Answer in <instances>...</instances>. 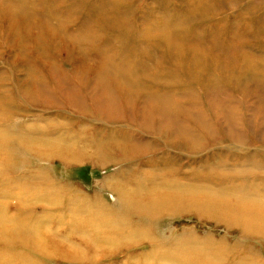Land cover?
Returning a JSON list of instances; mask_svg holds the SVG:
<instances>
[{
    "label": "rangeland",
    "instance_id": "1",
    "mask_svg": "<svg viewBox=\"0 0 264 264\" xmlns=\"http://www.w3.org/2000/svg\"><path fill=\"white\" fill-rule=\"evenodd\" d=\"M12 1L15 0H7L6 2L0 0V99L5 98H2L7 103L5 114L9 116L14 131L19 130L22 133L37 137L39 135L33 132V129L31 131L30 128L26 129L19 126L22 124L31 126L34 124V120H37L39 124L45 121L50 122L49 118H53L55 112H59L73 119L64 123L70 127V132H68L70 134H80V130L84 129L81 122H86V126L93 129L95 134L97 132L98 136H103L101 138L106 137L110 130L116 132V135H113L117 136L116 140L122 136L131 135L128 130H125L124 122L107 123L99 117H97L99 120L87 121L63 108H42L31 105L22 93L27 85H31V82L44 73L42 62L51 63L66 70L71 69L72 62L80 69L87 68V65L83 66L82 62L85 63L82 61L85 59L83 56L95 53V44L84 42L81 50H75L72 54L69 49L71 45L67 49L59 48L61 41L67 40L70 43L71 38H66L67 35H85L95 39L103 37L113 41L114 38L121 36V31L117 29L118 25L110 21L113 18L112 11L113 9L127 10L126 18L135 22L134 24L138 27L134 30V25H124L122 31L128 30V40L141 37L138 40L140 42L138 47L144 49L145 45H149L155 52L150 66L156 63L159 70L157 72L153 69L150 70L151 73L155 72L156 74L149 76L153 90L162 91V89L156 88H162V86L171 90H181L188 85L201 93L208 77L213 81V85L221 86L223 85L221 81L225 83L224 89L216 91L212 88L209 95L210 102L216 107V111L210 113L209 116L213 120V132L217 139H212L209 142L202 141L203 151L193 154L183 147H174L171 151L170 148L166 147L165 138L154 141L157 156H161L162 153H169L174 156L178 163L175 168L178 171L180 183L183 189H188V192L181 195L182 199L191 197L192 189L203 188L204 190L207 189L208 192H218V190H227L225 188L236 186L231 189L235 193L233 198L237 196L236 193L239 196L238 191L245 194L254 188L253 185H248V175L242 177L241 172L249 168L248 162L250 160L256 161L261 158L260 154L264 152V0H119L121 3L117 8L115 6H113L115 8L101 7L103 8L102 11L106 10L103 12L104 16L101 17L110 18V20L100 19L102 21H100V31L90 30L89 26L80 28L83 19L87 16V7H92L97 0H58L62 6L64 5V8H31L30 5H25L28 14L33 13L30 22L27 21L26 25L27 27H35L36 32L26 29L20 30L21 21L18 17L21 15V9L7 5ZM105 1L111 4L116 0ZM18 3H20L19 0ZM72 9H74V13L67 12ZM55 13L60 14L65 21L56 22L49 31L42 19L46 16L51 17ZM165 14H170L172 17L180 16L181 19L180 24L173 25L179 29L176 42L174 41L173 45H171L172 43L168 44L169 42L162 38L159 39L156 34L154 37H149V34L152 33L148 30L151 24L162 19ZM12 17L15 19L13 22H11ZM33 22L38 25L34 26ZM114 22L120 24V22ZM38 28L40 30L37 33ZM51 31L56 32L54 36ZM60 32L62 34L64 32V36L60 35ZM51 40L56 41L54 48L50 46ZM158 42L161 45H158ZM219 47L225 50V59L221 58L224 52L222 53ZM79 54L80 57H77L76 55ZM215 57H217L218 69L212 63V59ZM203 60L205 62L208 60V67L202 68ZM92 65L97 67V62L94 61ZM178 65H182L185 69L180 68L182 71L179 69V74H183V77L175 74ZM222 65H229L234 69L227 74ZM28 66L33 69V73L27 78ZM252 76H256L257 81L253 80ZM187 81L191 82V85ZM246 88L249 89L246 91L249 95L240 98V90L244 93ZM251 90L254 92H250ZM230 95L234 99L229 98ZM182 98H179L180 102H183L186 108L195 106L197 110H200L204 108L203 103L207 97L196 99L192 104ZM231 106L238 109L227 111ZM76 119L80 121L78 125L80 130L78 131H75L72 125ZM4 123L0 127L10 125L6 121ZM134 129L133 138L135 142L141 141V139L147 140L146 133L144 135L139 129ZM60 133L64 132L55 131L47 134V136L53 137L56 134L64 136ZM222 135H225L226 138ZM148 138L150 140L154 137ZM14 151H17L16 147H14ZM108 152L110 151L108 150ZM16 156H21L20 159H14L16 171L22 172L26 168L27 170L42 172L47 177L44 181L42 179L33 181L36 186L43 188V190L53 189L56 191L69 188L72 198L80 199L86 208L91 203L93 205L95 198H98L102 205L111 208L120 206L116 191L111 186L105 185L108 183L105 178L114 172L117 174L121 172L119 178L129 182L139 175L135 170L139 172L148 168L154 169L156 172L164 170L160 164L157 167L134 165L139 162L135 159L130 160L131 163L128 162V164L125 161L119 164L112 163L101 166L93 165L87 160L69 162L60 156L38 159L24 153L23 150L17 151L14 157ZM243 159H245L244 162H242ZM24 165H26L25 168H23ZM253 174H258V172H253ZM113 181L114 179L109 180L110 183ZM250 182L261 185L258 183L257 176L252 177ZM243 183L247 185H242V187L241 184ZM1 188L0 184V190ZM259 189L264 191V183L259 186ZM200 193L203 192L200 191ZM40 196H42L41 191ZM4 199L0 196V202H4ZM12 199L13 203L8 205L15 211H19L20 214L27 212L28 215H25L23 219L29 222H32L37 215L49 212L48 209L52 207L51 205L41 206L48 204L37 201L31 204V206L35 205L32 208L28 203ZM58 199V202L53 205L57 206L58 212H67L65 210L67 200ZM169 212H172L173 215H165L157 221L144 220V223H139L142 228L139 233H142V236L127 238L128 243L135 242L131 243L133 245L121 243L122 247L118 246L116 251L106 250L105 259H101V256H97L88 249L85 255L79 257L80 260L74 264H124L125 262L138 264L137 258L144 257L147 252L151 254L157 249L165 247L172 251L174 246H182L187 250L199 253L200 264H229L230 261L226 263L221 261L223 259L216 261L220 256L219 254L224 256L233 250L234 253L235 251L239 253L244 249L251 252V255L255 256V260L264 262V240L243 231L241 226L232 222L231 214L219 210V207L214 210H203V208L191 204H183L171 207ZM134 214V211L129 213L136 220L138 217H135ZM64 215L66 214L64 213ZM100 216L101 218L105 217L98 214L92 219H101ZM112 216L105 218L110 220ZM51 219L53 218L51 217ZM127 228L119 230L123 232L121 236L126 237L124 234L130 231V227ZM77 238L79 237H74L75 241H78ZM141 239V242L136 243ZM126 246H130L131 249L125 248ZM0 247H5V245L0 243ZM13 249L18 251V248ZM14 250L9 252L13 253ZM148 260V264H151V259L148 258ZM47 263L72 264L60 258L51 259Z\"/></svg>",
    "mask_w": 264,
    "mask_h": 264
},
{
    "label": "bare ground",
    "instance_id": "2",
    "mask_svg": "<svg viewBox=\"0 0 264 264\" xmlns=\"http://www.w3.org/2000/svg\"><path fill=\"white\" fill-rule=\"evenodd\" d=\"M3 1L6 2L7 0ZM19 1L20 3L15 0L7 3V5L21 9V15L18 17L21 21L20 30L26 29L32 32H36L35 27H27L26 24L27 21L30 22L33 13L28 14L25 5H30L31 8H64V5L62 6L58 0ZM120 3L119 0L113 1L111 4L105 0L95 1L92 7H87V16L83 19L80 28L89 26L90 30L100 31V19L103 18L101 16H104L103 12L106 11H102V9L107 6L117 8ZM67 12L74 13V9ZM127 14V10L113 9L111 20L105 17L102 19L110 20L118 25L117 29L121 31V36L114 38L113 41L103 37L95 39L85 35H67L66 38H71L70 43L67 40H62L59 48L67 49L71 45L69 48L71 53L75 50H81L84 42L95 44V53L83 56L85 59L82 61L85 63H82L83 66L87 65V68L80 69L72 62L71 69L66 70L63 67L42 62L44 73L31 82V85H27L22 93L31 105L42 108H63L87 121L99 120L97 118L99 117L107 123L124 122L125 130H128L131 135L122 136L116 140L117 136H113L116 135V132L110 130L106 137L101 138L103 136L99 135V137L97 132L95 134L93 129L86 126V122H81V126L84 127L83 130L78 129L79 119H76L72 125L75 131H81L80 134H70L68 133L70 127L64 123L73 119L65 114L55 112V116L49 118L50 122L45 121L39 124L37 120H34V124L31 126L23 124L19 126L26 129L30 128L31 131L33 129V132L39 135L34 137L12 129L14 127H11V120L5 114L7 103L4 101V97H2L4 99H0V116L4 114L0 118V125L5 124V121L10 124H6V127H0V184L2 186L0 196L5 198L4 202H0V243L5 245V247H0V264H48L49 260L57 258L74 264L80 260L79 257L85 255L88 249L97 256H101V259H105L106 250L116 251L121 243L133 245L131 243L135 242L128 243L127 238L142 236V233H139V230L142 231L139 223H144V220L157 221L165 215H173L172 212H169L171 207L183 204H191L203 208V210H214L219 207V210L231 214L232 222L241 226L243 231L264 240V191L259 189V186L264 183V152L260 154L261 158L256 161L250 160L248 162L249 168L241 172L242 177L248 175V185L254 187L250 192L243 194L238 191L239 196L236 193L237 196L233 199L232 196L235 193L231 189L236 186L225 188L228 192L223 189L218 190V192H208L207 189L200 188L192 189L191 197L182 199L181 195L188 192V189H183L180 183L178 171L175 168L178 163L172 154L162 153L161 156H157L154 141L165 138L166 147L170 148L171 151L174 147L187 148L193 154L203 151L202 141L209 142L212 139H217L213 132V120L209 116L210 113L216 111V107L210 102L209 95L212 88L216 91L224 89L225 83L221 81L223 85H213V81L208 77L201 93L188 85L181 90H171L167 87L163 88V86L162 88L156 87L162 91L153 90L149 76L156 74L155 72L151 73L150 70L153 69L156 72L159 70L156 63L150 66L155 52L149 45H145L144 49L138 47L140 44L138 40L141 37L128 40V30L122 31L124 25H134V30L138 27L134 24L135 22L126 18ZM61 17L60 14L55 13L51 17H43L42 20L45 27L50 31L56 22L61 23L60 20H63ZM13 21H15L14 17L11 18V22ZM114 21L120 22V24ZM180 22V16L172 17L170 14H165L162 19L151 24L148 30L152 33L149 34V37H154L156 34L159 39L162 38L169 42L168 44L172 43L171 45H173L179 32V29L173 25L180 24ZM24 23L25 25H23ZM33 24L34 26L38 25L34 22ZM39 30L40 28L37 29V33ZM51 33L54 36L56 32L51 31ZM60 35L64 36V32L63 34L60 32ZM157 44L161 45L160 42ZM50 46L54 48L56 41L51 40ZM219 50L224 52L221 58L225 59V50L220 47ZM76 56L80 57V54ZM215 56L217 55L215 54ZM94 61L97 62V67L92 65ZM212 63L216 66L215 68L218 67L217 57L212 59ZM222 66L227 74L234 69L229 65ZM177 67L176 76L183 77V74H179V69H185L182 65ZM204 67H208V60L207 62L202 61V68ZM32 73L33 69L28 66L27 78ZM252 79L257 81L256 76H252ZM188 83L191 85V82ZM246 91L249 89H244V93L240 90V98L249 95ZM250 92L254 91L251 90ZM230 96L229 98L234 99L232 95ZM181 97L190 104L196 99L207 98L203 103L204 108L197 110L195 106L186 108L184 103L180 102L179 98ZM234 107L231 106L227 111L238 109ZM134 128L139 129L144 135L146 133L147 140L141 139V141L135 142L133 138ZM55 131L64 132L60 133L64 136L59 134L53 137L47 136V134ZM150 136L154 138L149 140L148 137ZM222 136L226 138L225 135ZM13 145L17 151L23 150L24 153L38 159L60 156L69 162L87 160L93 165L101 166L112 163L119 164L125 161L128 164V162L131 163L130 160L135 159L139 162L134 165L141 164L139 166L149 165L150 167L162 165L164 170L160 172L151 168L143 169L141 172L135 170L139 175L129 182L119 178L121 172L118 174L114 172L105 178V181L108 182L105 185L111 186L116 191L120 206L111 208L102 205L98 198H95L93 205L91 203L86 208L80 199L72 198L69 188L56 191L53 189L43 190V188L36 186L33 181L47 179L42 172L27 170L26 165L23 166L25 169L22 172L16 171L14 159H20L21 156L14 157L17 151H14ZM244 161L245 159L242 162ZM253 172H258V174H253ZM256 176L261 185L250 182V179ZM110 179H114L113 183L109 182ZM242 185L247 184L243 183ZM40 191L42 196H40ZM200 191L203 193L201 194ZM12 198L28 203L29 206L34 202L42 201L48 205L41 206L51 205L52 207L48 209L49 212L41 213L32 222H29L23 219L25 215H28L27 212L20 214L19 211H15L8 205L13 203ZM58 198L67 200L65 207L67 212L63 211L67 216L58 212L57 206L53 205L58 202ZM31 207L33 208L35 205ZM131 211H134V216L138 217L136 220L132 218V215H129ZM98 214L105 217L113 216L110 220L105 217L101 218V216V219H92ZM127 227H130V231L124 234L126 237L123 235L122 237L121 233L123 234V232L119 230L128 229ZM62 231L64 233H61ZM76 236L80 240L77 238L78 241H75L74 237ZM141 241L142 239L136 243ZM174 247L172 251L165 247L157 249L151 254L147 252L144 257L137 258V263L148 264V258H150L151 264H200L199 253L187 250L182 246ZM13 248H18V251ZM125 248L131 249L130 246ZM12 250H14L13 253L9 252ZM126 251L128 252V250ZM251 254L246 249L239 251V253L236 251L234 253L233 250L224 256L219 254V258L216 256V261L223 259L221 261L226 263L230 261L229 264H264L260 260H255V256ZM139 255L141 256V254ZM124 264H130V262Z\"/></svg>",
    "mask_w": 264,
    "mask_h": 264
}]
</instances>
